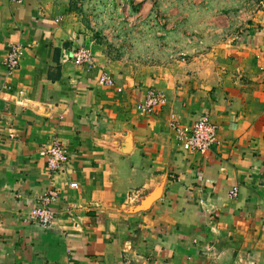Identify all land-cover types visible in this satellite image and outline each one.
<instances>
[{"label":"crops","instance_id":"obj_1","mask_svg":"<svg viewBox=\"0 0 264 264\" xmlns=\"http://www.w3.org/2000/svg\"><path fill=\"white\" fill-rule=\"evenodd\" d=\"M252 1L223 19L235 39L127 68L80 44L66 0H0V264H264V0L255 13ZM79 45L93 68L71 58ZM149 90L166 102L142 115ZM203 115L218 144L192 155L173 127ZM54 139L69 158L51 175L38 152ZM51 189L43 229L27 214Z\"/></svg>","mask_w":264,"mask_h":264},{"label":"rangeland","instance_id":"obj_2","mask_svg":"<svg viewBox=\"0 0 264 264\" xmlns=\"http://www.w3.org/2000/svg\"><path fill=\"white\" fill-rule=\"evenodd\" d=\"M245 1L66 0V3L84 29L78 38L81 45H98L110 59L133 68L153 61L166 62L170 55L174 60H183L188 56V48L199 46V40L205 46L217 40L235 39V33L228 30L223 19L232 10L242 12ZM251 7L255 13L261 6L254 0Z\"/></svg>","mask_w":264,"mask_h":264},{"label":"built area","instance_id":"obj_3","mask_svg":"<svg viewBox=\"0 0 264 264\" xmlns=\"http://www.w3.org/2000/svg\"><path fill=\"white\" fill-rule=\"evenodd\" d=\"M73 61L88 69L94 67L91 53L85 47L77 46L71 54ZM21 59V48L18 45L10 46L7 57L3 63L4 69L11 74L18 69ZM99 83L104 86L113 87L114 80L107 74H102ZM165 96L157 91L149 90L144 99L137 104V110L143 114H151L165 105ZM177 133V142L181 149L189 154L204 156L213 146L218 144V127L207 115L200 117L192 126L184 127L176 124L173 127ZM38 156L43 158L47 172L51 175L60 174L68 162L69 154L66 146L61 140L54 139L43 147ZM68 187L73 190L78 189L76 182H71ZM238 190L236 188L229 192L230 198H236ZM59 201L57 190L51 189L37 198L36 205L28 212L27 221L37 224L43 229L49 228L55 221V206Z\"/></svg>","mask_w":264,"mask_h":264}]
</instances>
